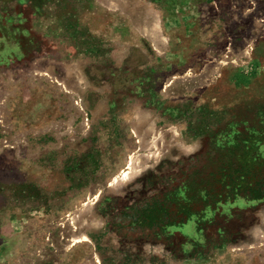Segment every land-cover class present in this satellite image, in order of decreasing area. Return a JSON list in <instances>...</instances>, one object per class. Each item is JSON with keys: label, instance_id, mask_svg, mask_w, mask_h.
I'll list each match as a JSON object with an SVG mask.
<instances>
[{"label": "rangeland", "instance_id": "374dc122", "mask_svg": "<svg viewBox=\"0 0 264 264\" xmlns=\"http://www.w3.org/2000/svg\"><path fill=\"white\" fill-rule=\"evenodd\" d=\"M0 264H264V0H0Z\"/></svg>", "mask_w": 264, "mask_h": 264}, {"label": "crops", "instance_id": "0c3cea01", "mask_svg": "<svg viewBox=\"0 0 264 264\" xmlns=\"http://www.w3.org/2000/svg\"><path fill=\"white\" fill-rule=\"evenodd\" d=\"M193 230H194V232L196 231V228H195V226H193Z\"/></svg>", "mask_w": 264, "mask_h": 264}, {"label": "bare ground", "instance_id": "6f19581e", "mask_svg": "<svg viewBox=\"0 0 264 264\" xmlns=\"http://www.w3.org/2000/svg\"><path fill=\"white\" fill-rule=\"evenodd\" d=\"M126 172H127V171H124L123 173H125V174H126Z\"/></svg>", "mask_w": 264, "mask_h": 264}]
</instances>
